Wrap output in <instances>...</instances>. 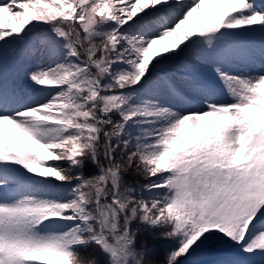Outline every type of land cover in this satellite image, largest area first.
<instances>
[{
  "label": "snow or ice",
  "instance_id": "1",
  "mask_svg": "<svg viewBox=\"0 0 264 264\" xmlns=\"http://www.w3.org/2000/svg\"><path fill=\"white\" fill-rule=\"evenodd\" d=\"M0 264H264V0H0Z\"/></svg>",
  "mask_w": 264,
  "mask_h": 264
}]
</instances>
